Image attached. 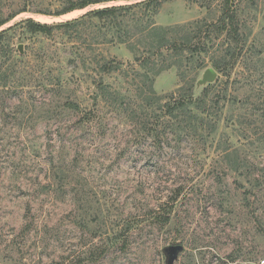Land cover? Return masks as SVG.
I'll use <instances>...</instances> for the list:
<instances>
[{
	"label": "rangeland",
	"instance_id": "1",
	"mask_svg": "<svg viewBox=\"0 0 264 264\" xmlns=\"http://www.w3.org/2000/svg\"><path fill=\"white\" fill-rule=\"evenodd\" d=\"M23 5L55 11L58 3L0 0V11L7 15ZM219 5L169 0L155 22L167 27L212 21ZM102 6L60 17L22 13L0 31L25 18L64 22ZM237 15L249 49L252 42L262 49L264 0H241ZM72 43L60 32L46 38L24 28L0 39V264H166L163 249L178 244L183 250L173 264H264V145L256 142L264 134L260 117L242 131L221 123L212 147L187 137L178 146L164 140L162 150L149 138L136 136L138 144L135 135L128 137L131 114L119 106L141 100L132 85L133 55L124 46L102 48L104 56L125 68L104 78L117 93L109 102L118 107L95 104L94 86L67 63ZM203 59L211 67L209 56ZM73 70L68 84L48 85L51 72L69 76ZM204 71L198 72L199 81ZM247 73L240 62L231 79L252 84L237 92L240 99L248 94L256 99L264 90V68L251 81H245ZM179 85L170 69L155 78L153 89L166 95ZM204 86L196 83L195 98ZM67 100L79 104L82 113L63 108ZM258 104L264 105V95ZM85 112H95L97 119L80 125ZM229 117L224 115V122ZM228 146L238 156L218 159L215 149ZM239 163L246 169L231 170ZM255 175L263 176L261 184ZM178 188L181 194L169 202V222L151 219L153 208L168 203L169 193Z\"/></svg>",
	"mask_w": 264,
	"mask_h": 264
},
{
	"label": "trees",
	"instance_id": "2",
	"mask_svg": "<svg viewBox=\"0 0 264 264\" xmlns=\"http://www.w3.org/2000/svg\"><path fill=\"white\" fill-rule=\"evenodd\" d=\"M54 1L59 6L54 7L55 11L47 5L32 11L23 5L11 9L7 15L0 11V28L22 13L60 17L91 6H103L64 22L42 23L33 18H25L0 31V39L16 28H24L31 36L46 38H52L56 32L65 34L68 40L76 42L71 45L67 63L71 64V69L79 68V75L94 86L95 104L109 105H113L109 98L113 97L116 101L117 93L108 88L104 78L125 67L115 57L104 56L102 48L124 46L133 55L134 63L139 68L129 66L133 73L132 85L141 100L139 103L135 100L127 103L122 101L119 106L123 109L125 106V110L131 114L127 118L133 129L129 131L128 137L135 135L132 138L136 143H141L137 137L144 141L149 138L153 146L162 150L164 140L168 144L172 140L178 146L187 137L193 143L204 147L210 144L212 147L214 135L218 133L221 123H225L228 129L241 131L242 128L248 129L257 123L255 118L260 117L257 120L264 124V105L258 104V101L263 100L264 90L256 99L251 94L240 99L237 92L252 84L244 86L241 80L231 79L233 70L240 62L249 69L245 81L253 80L264 68V45L261 44L262 49H258L255 42H252L250 50L247 46L248 39L241 34L237 15V4L241 0H211L220 2L216 19H201L167 27L157 25L155 16L169 0ZM206 55L209 56L211 67H207L208 63L203 59ZM207 68H212L217 77L213 83L206 84L195 98L193 93L198 82V72ZM170 69H175L180 85L169 94L158 95L153 89L155 78ZM74 73L76 70L69 76L53 75L51 72L48 85H66L73 79ZM260 106L262 107L259 108ZM63 108L82 113L81 106L71 100H67ZM95 114L85 112L80 115V125L96 120L98 115ZM227 114L230 119L224 122V115ZM256 142L264 145V134ZM237 151L229 146L215 149L217 158L224 161L233 154L238 156ZM245 169L246 166L241 163L234 169L231 168L236 172ZM255 176V181L261 184L264 177ZM180 190L178 188L169 193L171 197H168V203L161 202L153 208L150 218L159 223L169 222L172 214L169 202L177 199L181 194Z\"/></svg>",
	"mask_w": 264,
	"mask_h": 264
},
{
	"label": "water",
	"instance_id": "3",
	"mask_svg": "<svg viewBox=\"0 0 264 264\" xmlns=\"http://www.w3.org/2000/svg\"><path fill=\"white\" fill-rule=\"evenodd\" d=\"M19 52L22 53L21 45L19 46ZM217 77V73L212 69V68H207L203 75L202 79L198 82L201 84H208V83H213ZM197 82V83H198ZM183 250L182 245H171L163 249V253L165 255V263L166 264H173L177 257L178 254Z\"/></svg>",
	"mask_w": 264,
	"mask_h": 264
}]
</instances>
